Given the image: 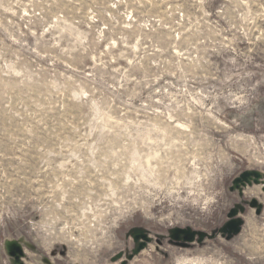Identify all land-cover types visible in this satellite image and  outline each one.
Wrapping results in <instances>:
<instances>
[{"label": "rangeland", "instance_id": "obj_1", "mask_svg": "<svg viewBox=\"0 0 264 264\" xmlns=\"http://www.w3.org/2000/svg\"><path fill=\"white\" fill-rule=\"evenodd\" d=\"M0 264H264V0H0Z\"/></svg>", "mask_w": 264, "mask_h": 264}, {"label": "water", "instance_id": "obj_2", "mask_svg": "<svg viewBox=\"0 0 264 264\" xmlns=\"http://www.w3.org/2000/svg\"><path fill=\"white\" fill-rule=\"evenodd\" d=\"M226 230L228 233H235L237 234L240 231V225L236 221H230L226 225ZM195 233L190 232L188 230H183V229H177L173 235L174 240H180L181 237H183V240L185 242L191 243L195 239Z\"/></svg>", "mask_w": 264, "mask_h": 264}]
</instances>
